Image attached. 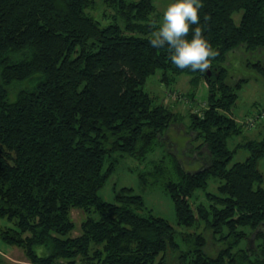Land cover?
<instances>
[{
  "label": "trees",
  "instance_id": "trees-1",
  "mask_svg": "<svg viewBox=\"0 0 264 264\" xmlns=\"http://www.w3.org/2000/svg\"><path fill=\"white\" fill-rule=\"evenodd\" d=\"M104 2L116 20L106 25L88 12L95 0H0V239L31 264H264V135L241 143L250 154L230 165L229 138L244 130L232 113L243 79L232 83L225 64L234 49L264 48V0H202L199 24L215 50L205 71L180 69L149 44L154 0ZM157 71L168 85L179 74L207 82L188 130L181 111L144 89ZM178 125L183 144L171 136ZM159 139L174 149L140 176L167 190L179 225H204L182 232L184 250L132 188L115 202L99 195L118 163L105 166L112 153L143 160ZM210 178L217 192L194 205ZM73 208L84 212L77 235ZM207 232L222 245L215 255ZM0 264L17 263L0 255Z\"/></svg>",
  "mask_w": 264,
  "mask_h": 264
},
{
  "label": "rangeland",
  "instance_id": "rangeland-1",
  "mask_svg": "<svg viewBox=\"0 0 264 264\" xmlns=\"http://www.w3.org/2000/svg\"><path fill=\"white\" fill-rule=\"evenodd\" d=\"M167 2L168 0H154L155 9L150 14L149 21L154 22L159 19ZM88 12L102 25L116 21L114 19L115 10L107 6L104 0H95L94 7L89 9ZM240 16V13H235V20L239 21ZM117 20L122 23L120 19L117 18ZM259 62L264 66V48L248 51L243 46L229 52L225 62L229 69V77L232 83H236L243 79L241 85L237 88L238 100L232 107V113L236 120L240 124H243L244 130L242 134L229 138L228 145L231 149L235 150L230 165L236 161H243L249 156V150L241 146V143L250 138H262L264 135V114L261 119H256V114L259 111L264 113V71L257 65ZM191 79L192 76L188 74H179L176 75L174 81L172 80L171 84L168 85L161 80V72L157 71L150 75L144 84V89L154 98L155 103L173 105L175 110L183 113L184 119L182 122L186 130H188L191 122L188 111L201 112V108L207 105L209 97L207 82L203 78H199L198 81H192ZM170 92H175L177 95L170 96ZM189 92L195 94V99L193 101H190V99L186 97ZM253 119H256L255 123ZM184 126L178 125L177 128H175V133L171 135L173 139L178 140L177 142L179 144H183L185 141L184 136L178 134L184 131ZM159 140L160 143L153 151L149 152L147 157L143 160L127 153H112L106 160L105 166L108 165L111 157L118 158V163L115 170L110 174L103 187L99 190V195L102 199L115 202L117 200V194L121 192L123 187L132 188L135 193L142 195L145 201L146 208L141 210V212L147 213V211H150L156 216L166 218L177 229V240L181 249L184 250L188 248V243L183 238L182 232H193L196 229L201 231L204 229V225H201L199 228H186L179 225L174 201L167 190L161 185L145 184L140 176V173L152 168L154 161L162 159L171 151V144L166 143L164 140ZM196 145L197 143H194V146ZM187 154L189 156L192 155L190 153ZM186 166L187 169H196L199 164L190 163V165L186 164ZM258 168L264 174V156L258 159ZM218 185V180L210 178L206 188H200L194 193L192 197L193 204H208L209 200L207 193H216ZM262 186H264V181ZM71 215L77 225V228L72 234L77 235L81 231L80 224L84 217V212L81 209L73 208ZM206 235L209 239L207 250L210 255H215L222 245L211 239L210 232H207ZM245 243V241L242 242V244ZM0 255L11 263L31 264L25 257L22 248L9 245L1 239Z\"/></svg>",
  "mask_w": 264,
  "mask_h": 264
},
{
  "label": "clouds",
  "instance_id": "clouds-1",
  "mask_svg": "<svg viewBox=\"0 0 264 264\" xmlns=\"http://www.w3.org/2000/svg\"><path fill=\"white\" fill-rule=\"evenodd\" d=\"M201 7L202 0H168L159 19L153 22L149 44L153 48L166 47L171 63L180 69L205 71L215 56L199 24Z\"/></svg>",
  "mask_w": 264,
  "mask_h": 264
},
{
  "label": "built area",
  "instance_id": "built-area-1",
  "mask_svg": "<svg viewBox=\"0 0 264 264\" xmlns=\"http://www.w3.org/2000/svg\"><path fill=\"white\" fill-rule=\"evenodd\" d=\"M172 95H173V96H176L177 93H175V92H170V96H172ZM256 115H257V114H256ZM262 116H263V115H262ZM262 116H261V115H259V116L257 115V116H256V119H258L259 117H262ZM256 119H253L254 123L256 122Z\"/></svg>",
  "mask_w": 264,
  "mask_h": 264
},
{
  "label": "water",
  "instance_id": "water-1",
  "mask_svg": "<svg viewBox=\"0 0 264 264\" xmlns=\"http://www.w3.org/2000/svg\"><path fill=\"white\" fill-rule=\"evenodd\" d=\"M208 73L210 74V71Z\"/></svg>",
  "mask_w": 264,
  "mask_h": 264
}]
</instances>
